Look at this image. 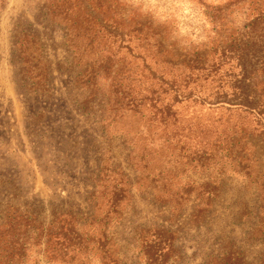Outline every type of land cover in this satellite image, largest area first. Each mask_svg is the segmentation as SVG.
Returning a JSON list of instances; mask_svg holds the SVG:
<instances>
[{"label":"rangeland","instance_id":"374dc122","mask_svg":"<svg viewBox=\"0 0 264 264\" xmlns=\"http://www.w3.org/2000/svg\"><path fill=\"white\" fill-rule=\"evenodd\" d=\"M62 1L0 0V221L7 206L58 215V234L83 246L26 264H264V153L241 160L251 177L239 171L236 143L209 136L235 115L200 94L171 102L165 59L143 55L151 32L174 58L206 48L203 5L226 0H111L109 58L58 17L88 3ZM160 96L168 124L149 101Z\"/></svg>","mask_w":264,"mask_h":264},{"label":"trees","instance_id":"16d2710c","mask_svg":"<svg viewBox=\"0 0 264 264\" xmlns=\"http://www.w3.org/2000/svg\"><path fill=\"white\" fill-rule=\"evenodd\" d=\"M85 1L89 11L80 12L77 4L75 7L69 4L67 12L63 13L61 8L58 17L70 23L68 32L75 31L77 35L82 33L86 42L91 44L97 39L101 45L100 56L109 58L110 50L115 45L113 36L105 33L107 23L113 20L110 16L111 0ZM62 3L67 5L69 2L64 0ZM203 8L210 25L206 48L198 46L185 51L183 57H177L178 60L173 62L177 58L166 53L161 35L157 36L150 31V27H144L155 40L153 44L145 45L143 55L150 65L152 58L165 59L161 60L160 72L169 78L167 82L159 81L170 87L171 102L178 101L179 97L195 104L192 95L200 94L202 102L218 105L235 115V119L228 116L223 123L217 121L211 124L209 136L210 139L215 137L217 141L226 138L236 143L234 151L235 159L239 162L238 169L246 171L251 177L250 166H241V160L250 152L264 153V0H226L222 5H203ZM235 13L242 19L239 26H234L230 20ZM148 39V34H145L143 40ZM87 45L85 43V47ZM226 58L233 60L234 65L224 74H218ZM231 71V78H226ZM166 86H163L165 94ZM151 100L154 101L151 106L154 109L158 107L161 121L168 124L175 115L171 110L172 105L161 96ZM202 132L199 131L200 137ZM255 139L259 141L257 144ZM257 181L262 182L260 188L263 191L264 176L257 178ZM70 220L76 218L70 216ZM58 246L66 249L65 254L71 252L66 256L72 259L83 249L82 244L77 243V237L72 239L65 234H58V215H53L46 223L32 212L6 207L0 221V264H26L33 250L47 262L58 263ZM60 260L65 261L64 256Z\"/></svg>","mask_w":264,"mask_h":264}]
</instances>
